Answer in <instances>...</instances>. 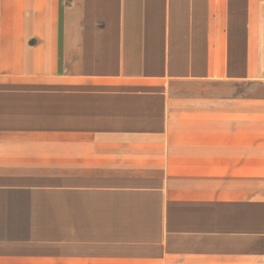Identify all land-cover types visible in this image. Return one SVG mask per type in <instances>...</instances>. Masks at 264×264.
Segmentation results:
<instances>
[{"label":"crops","instance_id":"crops-1","mask_svg":"<svg viewBox=\"0 0 264 264\" xmlns=\"http://www.w3.org/2000/svg\"><path fill=\"white\" fill-rule=\"evenodd\" d=\"M263 1L0 0V264H264Z\"/></svg>","mask_w":264,"mask_h":264},{"label":"rangeland","instance_id":"rangeland-1","mask_svg":"<svg viewBox=\"0 0 264 264\" xmlns=\"http://www.w3.org/2000/svg\"><path fill=\"white\" fill-rule=\"evenodd\" d=\"M264 3V1H263ZM263 6V4H261ZM263 79H260V82L264 81V77H262ZM253 81H259L257 78L256 80L252 79L251 80V84H250V104L253 102H259V101H263L264 99V86L262 85L261 87L258 86V84L253 83ZM189 88V86H183L182 89H186ZM237 90V89H235ZM258 91H260L261 93L258 94ZM170 101L172 102H178L179 98H181V101H193L192 95H183V96H178L176 94H170L169 96ZM227 101H233L235 103H241L242 102V93H235L233 96L229 97L227 99Z\"/></svg>","mask_w":264,"mask_h":264}]
</instances>
